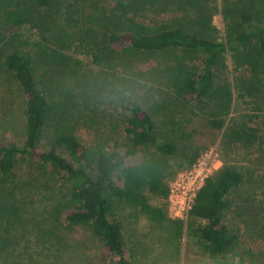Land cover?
Instances as JSON below:
<instances>
[{
    "label": "trees",
    "instance_id": "obj_1",
    "mask_svg": "<svg viewBox=\"0 0 264 264\" xmlns=\"http://www.w3.org/2000/svg\"><path fill=\"white\" fill-rule=\"evenodd\" d=\"M213 1L0 0V82L26 97L23 141L0 144V264L6 235L23 228L26 195L16 171L35 163L62 178L67 193L54 211L69 227L89 230L108 264H136L116 215L125 206L174 224L177 240L186 229L201 250L234 251L248 262L225 218L248 183L264 191V173L254 181L246 167L225 165L197 193L187 221L168 215L170 182L200 155L182 143L191 135L180 122L194 106L219 131L236 98L249 100L259 114L231 121L224 139L264 161V0H221L223 37ZM26 28L40 38L23 41ZM78 43L93 69L72 55ZM252 118L261 124L251 126ZM81 127L92 133L87 143ZM121 170L126 179L108 180Z\"/></svg>",
    "mask_w": 264,
    "mask_h": 264
},
{
    "label": "rangeland",
    "instance_id": "obj_2",
    "mask_svg": "<svg viewBox=\"0 0 264 264\" xmlns=\"http://www.w3.org/2000/svg\"><path fill=\"white\" fill-rule=\"evenodd\" d=\"M210 6L214 11L213 24L223 37L225 22L221 14L222 2L214 0ZM23 32L22 40L28 41V44L40 38L36 30L26 28ZM73 51L72 55L83 61L87 69H93L92 59L85 47L78 43ZM227 67L232 79L236 72L230 59ZM25 103L26 97L14 85L11 87L8 81L0 82V144L23 141ZM254 108L249 100L244 103L242 99L236 98L225 128L218 131L206 126L201 110L194 106L195 113L187 111L180 122L184 133L191 135V138H185L182 143L192 150H199L196 163L213 152L219 170L225 165L246 167L254 173V181H261L264 161L262 163L256 156L253 157L255 151L248 155L238 145H227L224 139L225 130L231 121L259 114ZM97 116L100 123L108 124L106 114L97 113ZM252 121L251 126L261 124L260 118H252ZM78 135L84 143L93 137L90 130L83 127L78 129ZM191 169H180L170 184L181 173ZM16 174L23 182V193L28 197L21 195L23 202L20 203V215H23V228H20V232L18 225L17 230L6 235L9 239L6 253L1 259L2 264H108L101 245L89 230L69 227L54 211V206L64 200L67 193L62 178L51 175L48 168H43L38 163L31 167L21 165ZM263 193L257 184L248 183L230 199L231 207L225 221L240 237L245 251H250V255H244L248 258V262L244 264H264ZM116 215L124 226L126 245L135 257L136 264H183L185 250L201 252L197 241L192 239L186 229L183 238L177 240L176 226L170 222L158 225L126 206L117 210Z\"/></svg>",
    "mask_w": 264,
    "mask_h": 264
},
{
    "label": "built area",
    "instance_id": "obj_3",
    "mask_svg": "<svg viewBox=\"0 0 264 264\" xmlns=\"http://www.w3.org/2000/svg\"><path fill=\"white\" fill-rule=\"evenodd\" d=\"M213 152L196 163L191 170L181 173L170 184L168 215L172 220L187 221L197 193L206 180L219 171Z\"/></svg>",
    "mask_w": 264,
    "mask_h": 264
},
{
    "label": "clouds",
    "instance_id": "obj_4",
    "mask_svg": "<svg viewBox=\"0 0 264 264\" xmlns=\"http://www.w3.org/2000/svg\"><path fill=\"white\" fill-rule=\"evenodd\" d=\"M158 101L159 99H156L151 104H154ZM105 103H116L117 105H119L120 102L114 101L112 98H107L105 99ZM133 103L135 104L136 101H133ZM140 103H143V101H140ZM126 163L130 165L132 163L131 158H129V160L126 161ZM109 167H111V165H109ZM127 177H128L127 174L123 173L122 170L115 174L112 173L108 174V180L112 183H120ZM137 177H145V176H137ZM179 259L180 258L178 257V261ZM182 259H183V264H242L241 257L234 251H225L224 253L214 255L210 252H206L203 250H201V252H196V253L185 250Z\"/></svg>",
    "mask_w": 264,
    "mask_h": 264
}]
</instances>
